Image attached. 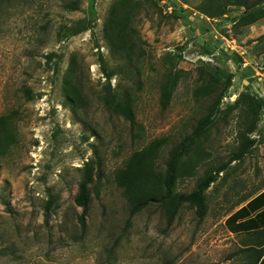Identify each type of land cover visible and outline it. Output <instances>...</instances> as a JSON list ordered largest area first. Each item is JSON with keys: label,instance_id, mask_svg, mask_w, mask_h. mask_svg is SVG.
<instances>
[{"label": "rangeland", "instance_id": "rangeland-1", "mask_svg": "<svg viewBox=\"0 0 264 264\" xmlns=\"http://www.w3.org/2000/svg\"><path fill=\"white\" fill-rule=\"evenodd\" d=\"M67 1L0 0V116L11 115L14 132L0 154V264H244L233 257L238 239L224 220L264 166V126L258 121L247 135L256 146L229 162L250 117L246 104L231 105L241 94L264 98L251 68L255 56L263 72L262 39L253 45L262 28L238 22L245 7L229 5L212 18L199 11L201 0H129L131 8L139 2L132 12L138 56L131 63L113 54L103 35L117 0H78L74 11ZM71 26L86 29L66 34ZM73 55L85 99L76 110L63 89ZM228 75L231 85L218 98ZM172 78L176 85L163 105V85ZM125 94L134 101L133 123L104 101ZM210 112L212 125L182 159L175 184L176 192H190L206 170L227 163L205 192L204 217L183 204L169 218L160 200L131 214L116 171L159 142L151 160L162 178L171 148ZM94 147L103 177L90 185L82 230L74 198Z\"/></svg>", "mask_w": 264, "mask_h": 264}, {"label": "trees", "instance_id": "trees-1", "mask_svg": "<svg viewBox=\"0 0 264 264\" xmlns=\"http://www.w3.org/2000/svg\"><path fill=\"white\" fill-rule=\"evenodd\" d=\"M67 1V0H65ZM152 2V0H150ZM139 2L132 6H137ZM155 4L154 2H152ZM229 5L245 7L246 13L240 17L239 23L242 25L253 24L258 19L264 16V0H201L199 11L205 16L217 17L224 13L225 8ZM68 10L79 9L78 0H69L65 4ZM134 7H130L129 0L115 1L108 12L103 23V35L110 51L119 56L126 58L129 62H137L138 42L136 41L135 30L132 24V12ZM123 9V10H122ZM86 29V26L76 28L71 26L65 28L66 34L73 35L81 30ZM138 56V55H137ZM135 68V67H134ZM136 69V68H135ZM109 77L110 74L107 73ZM210 79L214 82L212 77ZM232 76L228 75L223 88L220 89L218 98L223 95L224 91L231 85ZM219 83V82H218ZM176 85V78L169 79L163 85L162 103L166 105L170 99L171 93ZM64 94L76 110L84 102L82 94V85L80 79L76 75L75 56L73 55L68 69L64 74L63 79ZM214 89V88H213ZM30 93V90H27ZM242 95V94H241ZM239 98L231 105V108L237 107L238 103H244L247 106L248 124L245 125V135L238 148V151L229 162L234 159H240L250 151L255 140L250 139L247 135L253 132L258 125V116L264 104V98L253 94H246L245 98ZM217 98V99H218ZM212 103L211 110L217 108L218 100ZM107 107L116 115L122 116L125 120L134 122V101L130 95L125 94L122 97L116 98L111 95L105 100ZM237 103V104H236ZM211 112L198 121L194 130L180 140L170 150L169 158L166 160V168L162 178L157 175L154 169L151 155L156 152L159 142H154L141 151L134 152L125 166L115 173V180L124 187L125 195L129 200L130 213L138 212L142 207L147 205L152 200H160L163 206L167 209L169 218H172L178 207L183 204H188L195 208V214L199 219H202L206 213V190L211 183L215 182L217 174L222 172L227 163H223L214 168L206 170L204 176L199 177L195 189L187 193H178L175 191V184L179 176L183 174L182 159L194 147L198 139L206 133L212 125ZM246 119V120H247ZM14 137L13 123L11 115L0 116V154L4 153ZM93 159L86 161L81 168V180L78 185V191L74 198L75 204L82 209L78 217L81 229L86 227V216L88 215L89 204L91 201L90 185L96 179L100 183L103 177L102 160L97 147L93 148ZM160 178V181L158 180ZM54 203V199L47 203V210ZM246 210H241L230 216L226 222H230L232 217L237 218L240 214H245ZM240 227V226H239Z\"/></svg>", "mask_w": 264, "mask_h": 264}, {"label": "crops", "instance_id": "crops-1", "mask_svg": "<svg viewBox=\"0 0 264 264\" xmlns=\"http://www.w3.org/2000/svg\"><path fill=\"white\" fill-rule=\"evenodd\" d=\"M253 24L255 29L260 30L262 28L261 33H263L253 41V45L259 43L261 39L264 45V20L261 23L256 21ZM261 57L264 62V46L261 50ZM251 62L253 64L251 68L255 71L253 76L261 79L264 85V63L262 66L263 72H259L254 67L257 66L255 56L252 57ZM259 92L261 95L264 94V86ZM260 131L263 138L261 143L264 148V130ZM256 142L253 146H256ZM252 174L244 189L245 191L243 190V193L246 194L242 195L237 203L233 205L231 212L225 216L224 224L232 237L238 239L235 242L236 251L233 252V257L245 258L244 264H264V166L256 168V172ZM241 210H246V213L240 214L237 218L233 216L230 222H226L230 216Z\"/></svg>", "mask_w": 264, "mask_h": 264}, {"label": "built area", "instance_id": "built-area-1", "mask_svg": "<svg viewBox=\"0 0 264 264\" xmlns=\"http://www.w3.org/2000/svg\"><path fill=\"white\" fill-rule=\"evenodd\" d=\"M262 115L260 116L259 123H261L264 126V104H263V110H262Z\"/></svg>", "mask_w": 264, "mask_h": 264}]
</instances>
